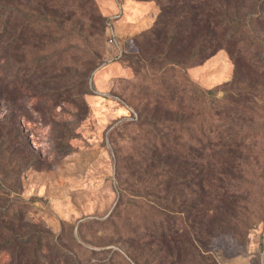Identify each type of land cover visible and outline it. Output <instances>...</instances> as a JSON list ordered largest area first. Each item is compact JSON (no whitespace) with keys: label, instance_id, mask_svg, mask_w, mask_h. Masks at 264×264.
I'll list each match as a JSON object with an SVG mask.
<instances>
[{"label":"rangeland","instance_id":"obj_1","mask_svg":"<svg viewBox=\"0 0 264 264\" xmlns=\"http://www.w3.org/2000/svg\"><path fill=\"white\" fill-rule=\"evenodd\" d=\"M216 1L228 2V12L239 16L257 10L253 0ZM38 4L23 0L25 15ZM45 4L61 19L47 22L36 15L22 52L11 46L0 53V139L16 132L15 141L23 144L22 150L13 152L0 143V206L11 207L12 215L22 217L0 221L9 258L1 253L0 264H11L14 248L7 229L31 237L28 248L36 256L35 264L177 263L175 255L157 252V247L142 241L153 233H166L161 226L168 223L170 213L153 197L154 190H162L157 185L165 172L153 170L150 176L155 180L149 183L132 176L143 158V146L154 134L150 126L142 125L152 113L151 99L166 95L171 84L177 90L175 104L186 111L184 144L189 143L188 148L200 140L205 148L212 145L196 160L198 168L231 172L225 184L235 194L232 209L226 225L203 246L207 263L264 264V97L229 85L235 71L226 49L239 42L245 49L246 45L257 49L247 39L254 38L255 30L264 41V11L261 24L234 38H219L217 46L223 49L198 66L204 58L196 56L199 49L175 48L171 56L157 58L155 49L144 48L145 35L160 12L155 2L45 0ZM108 20V34L114 32L120 48L108 42ZM152 52L156 56L150 65L145 60ZM258 52L264 55V49ZM40 59L49 64L42 66ZM247 59L244 54L245 67ZM47 67L51 75L45 73ZM18 68L26 75L35 73L32 87L7 86L4 76ZM46 93L50 96H41ZM140 93L145 94L143 99L134 97ZM225 101L241 118L235 120L241 129H234L245 137L246 150L232 155L241 159L231 156L225 160L227 166H221L214 145L218 132L225 129L220 115ZM148 104L147 113L132 122L133 112L143 114ZM31 260L27 252L23 264H34Z\"/></svg>","mask_w":264,"mask_h":264},{"label":"trees","instance_id":"obj_2","mask_svg":"<svg viewBox=\"0 0 264 264\" xmlns=\"http://www.w3.org/2000/svg\"><path fill=\"white\" fill-rule=\"evenodd\" d=\"M38 1V7L32 10L30 16H26L23 9V0H0V53L5 54L11 46L13 51L22 52L27 32L32 25L31 21L36 18V15L43 16L47 22H50L49 19L53 22L61 19L57 11L45 4V0ZM143 1L155 2L160 7L154 26L145 35L144 48L155 49L154 53H158L157 58L165 55L171 56L175 48L199 49L196 56L200 55L204 58L198 66L204 65L219 50L223 49L217 46L219 38L223 36L234 38L235 35H241L247 27H255V24H261V17L264 15L262 14L264 11L262 4L264 1L262 2V0H253L257 10L244 16L229 13L226 7L228 2L226 1H224V4L217 3L216 0ZM251 6L253 7L252 4ZM90 18L94 19V16L90 14ZM46 20L44 21L46 22ZM109 26L110 22L108 20L105 23L107 38ZM234 26L237 28L235 31H233ZM251 34L254 35V38L251 41L248 38L247 41L252 46L257 47L255 50L247 45L245 49L239 45L240 42L226 46L234 63L235 71L233 80L229 85L236 88L239 86L246 87L245 90L260 93L264 97V55H260L258 52V50L264 49V41L257 37L255 30ZM29 37L31 36L29 35ZM50 38L51 36H49ZM40 40L43 39L40 38ZM208 47L209 49H207ZM212 49L213 51L208 55L207 51ZM142 53H145L144 50ZM154 53L152 52L146 58L147 54L145 56L146 60L144 58L150 65L156 56ZM244 54L246 59L248 58L246 67L242 60ZM39 61L42 66L49 64V60L41 62L40 59ZM45 73L51 75V69L47 67ZM34 74L26 75V72L22 73V70L18 68L13 75H5L4 79L10 88L22 89V85L30 88L32 83L31 85L29 83ZM140 95L134 97L143 99L145 94L140 93ZM176 95L177 90L173 84L167 88L166 95H153L150 102L152 113L148 114L149 121L144 120L142 122V125L147 124L150 126L154 134L143 146V158L140 159L141 163L137 165L138 169L132 176H138L146 183L148 180L154 179L150 176L153 170H163L165 172L164 180L157 185V188L161 187L162 190L155 192L153 189V197L160 199L159 201L163 203V210L170 213V215L166 214L169 219L168 223L161 226V228H166V233H153L142 241L147 246L152 244L157 247V252L166 253L169 256L175 255L178 258L176 264H191L193 262L208 264L202 253L203 246L211 238L210 236L215 234L217 229H222L227 221L228 210L233 205L231 201L234 200L235 194L229 192L225 184L226 180L231 177V172L227 168L219 172L206 171L205 169L202 171L198 168L196 160L202 159L203 151H211L212 145L209 143L205 148L200 140H193L194 145L188 148L189 143L184 144L182 134H186L183 125L187 117L186 111L175 104ZM41 96L47 97L50 94L46 93ZM150 104L145 105L141 115L137 114L136 111L133 112L132 122H138L139 118L143 117L145 112L147 113ZM167 106H170V108ZM220 115L225 121L223 126L225 129L218 132L214 147L217 149L215 156L222 166L226 165L225 160H229L232 155L236 154V151L246 150V140L241 135V131L235 132V127L239 126L241 129V123H235V120L240 121L241 118L235 114L233 105L231 107L225 101V106ZM16 137V132H10L2 136L0 143L2 146L9 147L13 152L20 151L23 144L20 141H15ZM67 146L70 148L68 143ZM69 154L70 151L67 152V155ZM232 158L241 159L240 156L237 158L232 156ZM148 188L152 189V187ZM11 209L9 206L5 208L0 206V221H6L10 217L14 220L22 219L21 214L12 215ZM165 211L164 213H166ZM172 215L181 218L178 219L179 221H175ZM16 217H19V219H15ZM4 229L6 230V228ZM7 231L11 233L10 243L14 248L11 264H23L27 252L33 258L31 262L35 264L36 262L33 261L36 256L28 248L29 245L32 246L31 237L21 235V233L13 230L7 229ZM1 239L2 236L0 235V254H5L4 242ZM5 255L8 258V255ZM170 264H173V262Z\"/></svg>","mask_w":264,"mask_h":264},{"label":"built area","instance_id":"obj_3","mask_svg":"<svg viewBox=\"0 0 264 264\" xmlns=\"http://www.w3.org/2000/svg\"><path fill=\"white\" fill-rule=\"evenodd\" d=\"M108 42H109V44H111L117 48H120V46H119L120 43L118 42L117 36L114 34L113 31L111 32V34L108 35Z\"/></svg>","mask_w":264,"mask_h":264},{"label":"crops","instance_id":"obj_4","mask_svg":"<svg viewBox=\"0 0 264 264\" xmlns=\"http://www.w3.org/2000/svg\"><path fill=\"white\" fill-rule=\"evenodd\" d=\"M207 63V62H206Z\"/></svg>","mask_w":264,"mask_h":264}]
</instances>
